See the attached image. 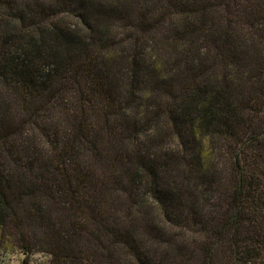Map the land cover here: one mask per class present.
I'll use <instances>...</instances> for the list:
<instances>
[{
	"label": "trees",
	"instance_id": "obj_1",
	"mask_svg": "<svg viewBox=\"0 0 264 264\" xmlns=\"http://www.w3.org/2000/svg\"><path fill=\"white\" fill-rule=\"evenodd\" d=\"M16 248L264 264V0H0V250Z\"/></svg>",
	"mask_w": 264,
	"mask_h": 264
},
{
	"label": "rangeland",
	"instance_id": "obj_2",
	"mask_svg": "<svg viewBox=\"0 0 264 264\" xmlns=\"http://www.w3.org/2000/svg\"><path fill=\"white\" fill-rule=\"evenodd\" d=\"M47 262L48 258L41 252L27 256L18 248L10 251L0 250V264H46Z\"/></svg>",
	"mask_w": 264,
	"mask_h": 264
}]
</instances>
